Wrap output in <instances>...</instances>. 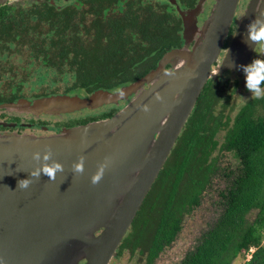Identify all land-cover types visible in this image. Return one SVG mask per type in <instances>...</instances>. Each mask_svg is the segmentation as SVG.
Listing matches in <instances>:
<instances>
[{"label": "trees", "instance_id": "16d2710c", "mask_svg": "<svg viewBox=\"0 0 264 264\" xmlns=\"http://www.w3.org/2000/svg\"><path fill=\"white\" fill-rule=\"evenodd\" d=\"M62 2L58 8L50 3L32 10L0 8V75H7L11 93L26 98L62 89L60 95L70 96L117 93L139 83L168 51L181 47L175 23L141 18L140 11H133L138 30L118 26L117 34H100V28L120 25L122 13L130 10L116 14L118 0ZM4 49L7 64L1 58ZM239 87L230 74L209 81L115 261L129 249L154 264L202 209L214 218L180 264L237 259L264 264V99L229 114L225 108ZM217 153L230 155L231 167L222 165Z\"/></svg>", "mask_w": 264, "mask_h": 264}, {"label": "water", "instance_id": "95a60500", "mask_svg": "<svg viewBox=\"0 0 264 264\" xmlns=\"http://www.w3.org/2000/svg\"><path fill=\"white\" fill-rule=\"evenodd\" d=\"M238 1L218 0L202 30L187 17L183 48L168 51L139 83L115 94L42 99L66 112L128 101L115 116L43 139L0 136V264H111L209 81L225 71L241 75L250 60L255 45L244 34L251 20L264 17V0L249 1L225 51ZM81 157L85 170L76 173ZM54 163L63 165L55 181L31 177ZM24 179L32 180L27 189L18 186Z\"/></svg>", "mask_w": 264, "mask_h": 264}, {"label": "flooded vegetation", "instance_id": "af4514ba", "mask_svg": "<svg viewBox=\"0 0 264 264\" xmlns=\"http://www.w3.org/2000/svg\"><path fill=\"white\" fill-rule=\"evenodd\" d=\"M67 1V0H64ZM119 6L118 9L120 11H125L128 9H131L133 7L134 11H140L141 15L144 19L152 20V18H156L155 20H169L172 21L174 24V27L181 29V37L182 32L186 28L185 19L187 17L193 16V20L195 18L196 23L200 30H202L205 26V24L209 21L211 18L212 11L217 4L218 0H118ZM251 0H239L238 1V8L236 11V16L234 18L233 26L231 28L229 39L227 40L226 47L224 48L225 51L227 50L228 46L230 45V41L234 37L235 32L239 28L241 22L238 21V17L243 16V10L246 7V5ZM48 3L51 4V6H54L56 8L63 5L64 2L62 0H56L54 2L53 0H10L3 6L11 7L12 9L19 8H27V9H34L37 7H43L46 6ZM2 6H0L1 8ZM156 13L157 15H154ZM170 15H173L174 18L170 19ZM176 18H178L179 22L176 21ZM168 22V21H167ZM181 39V38H180ZM183 40V39H182ZM198 37L194 39V44L197 42ZM182 43V41H181ZM183 44V43H182ZM192 44L191 47L194 45ZM5 55L2 53L1 58H4L5 64L8 63V50L4 49ZM1 54V53H0ZM221 58L223 55L220 56ZM2 60L0 61V63ZM3 62V64H4ZM8 69V65L6 67ZM168 69H170V66H167ZM226 74H234V71H225V73L221 76L224 77ZM7 76L6 74L0 75V136H7L10 138L11 136H19L21 134H29L33 136H36L37 138H40L39 135V128H48L49 126L42 125L41 122L36 120L34 121H26L23 122L20 118L21 117H14L11 118L9 113V106H12V102L15 101L13 97L14 93L12 92V89L9 88V83H7ZM58 95V94H54ZM53 96V95H52ZM46 97H49L46 96ZM45 97V98H46ZM131 98V96H129ZM30 99V98H29ZM125 103V104H124ZM128 101L119 100L117 103H112L114 106L110 107L109 105L104 106L100 109V114L95 116V118H90L89 121L77 122L74 125L68 124V125H59V128L57 127L60 122H58L57 125L51 124V133L47 134L49 137L54 135H59L63 133L64 129L68 128H76L81 127L87 124H90L91 122L97 121V119L101 118V120H107L113 116H115L117 113H119L120 110H122L126 105ZM106 109V110H104ZM36 119V117H33ZM60 121L64 120L63 118H59ZM99 120V121H101ZM64 123V122H62ZM9 126V128H8ZM49 129V128H48ZM59 129V130H58ZM29 132V133H28ZM128 252L130 255H132L131 250L127 249L123 252V257L125 256V253ZM121 256V257H122ZM116 259V258H115ZM115 259L112 260L111 264H116ZM78 264H83L78 263Z\"/></svg>", "mask_w": 264, "mask_h": 264}, {"label": "rangeland", "instance_id": "374dc122", "mask_svg": "<svg viewBox=\"0 0 264 264\" xmlns=\"http://www.w3.org/2000/svg\"><path fill=\"white\" fill-rule=\"evenodd\" d=\"M135 9L131 7V9L128 12L122 13L120 25H115L113 27H105L100 28L99 32L100 34H117L118 33V26H121L122 29L125 28H136L138 30V22H133V11ZM141 13V12H140ZM154 15H157L154 13ZM142 18V15H141ZM174 18L173 15H170V19ZM115 31V32H113ZM123 31V30H120ZM120 33V32H119ZM99 34V36H100ZM257 54L259 55L258 58L262 57L264 58V48L258 47ZM232 77V75L230 74ZM238 74H235V78H237ZM223 78V77H222ZM233 82L234 79L232 78ZM240 87L235 93L232 94V99L230 100V106H227L225 108V111L229 114L236 115L240 109L247 104L250 101L255 100L254 98H251V93L247 90L245 86V80L239 84ZM16 92V90H14ZM64 90L62 89L60 91L61 94ZM115 94V92H112ZM230 95V92H228ZM75 95V94H74ZM85 95V94H84ZM83 95V96H84ZM21 94L19 92H16V94L13 95L14 100L11 104L12 106H9V113L11 118L14 117H21L20 119L25 122V120L28 121H34L38 120L41 122L42 125L49 126L48 128H39V137L41 139L49 137L47 134L51 133V124L57 125L58 122V128L59 125H74L77 122H81L83 119H87L89 117H95L100 114V107H89L87 110H78L77 112H66V110L59 105H46L45 101H49V98H34L31 97H20ZM131 96V94L129 95ZM226 97V94L224 95V98ZM42 99H45V101H42ZM261 100V99H257ZM262 105V103H259ZM110 107H113L114 105L112 103L108 104ZM106 110V109H104ZM65 112V113H64ZM260 113L264 114V108H261ZM36 117L34 119L33 117ZM59 118H63L64 120L60 121ZM101 120V118L97 119ZM64 122V123H62ZM9 128V126H8ZM59 130V129H58ZM29 133V132H28ZM2 135V134H0ZM57 136V135H56ZM217 156H220L219 159L224 166H230V162H233V158L230 155H226L224 157V154L217 153ZM235 161V160H234ZM196 215L194 218H188V221L185 225V229L182 231L181 235L178 236L176 242L172 244L169 248H167L160 257L156 260L154 264H180L182 258L184 255L188 253V251L194 246L197 238L199 237L201 230H204L209 222H211L214 218L213 214L208 210H197ZM253 215V214H252ZM254 218V216H252ZM145 255L141 254H135L130 255L128 252L125 253V256L115 261L116 264H145ZM232 264H244V261L242 259H237Z\"/></svg>", "mask_w": 264, "mask_h": 264}, {"label": "clouds", "instance_id": "9594fccd", "mask_svg": "<svg viewBox=\"0 0 264 264\" xmlns=\"http://www.w3.org/2000/svg\"><path fill=\"white\" fill-rule=\"evenodd\" d=\"M243 12H244V10H243ZM242 15H244V14L242 13ZM242 18H243V16L241 17V19H240V17H238V21L242 22ZM258 25H259V27H257ZM232 26H233V24H232ZM237 31H238V29H237ZM237 31L235 32V34L237 33ZM235 34H234V36H235ZM182 36H183V32H182ZM182 39H183V37H181V40ZM244 42L250 48H253L252 47L253 44L255 45V47L253 48L254 49L253 53L250 57L248 64L246 66H244V65L240 66V68L242 70L241 75L239 74V70H234V74H232V76H235L236 73L238 74L237 78L239 79V84H241L245 80V86H246L247 90L251 93V98L264 99V58H262V57L258 58L259 55L257 54L258 47L264 48V17H257L248 23L246 32L244 34ZM182 43L183 44H181V47H179V48H183L184 40H182ZM192 44H194L193 41H192L191 45ZM190 49H192L191 46H190ZM227 58H228V56H227ZM226 59H225V61H226ZM220 78H221V76H218L216 78H212V80L213 79H220ZM58 95H60V94H58ZM75 95H78L81 97H89L91 94L87 95V96H83V95H79V94H75ZM51 96H49V97H51ZM53 96H56V95H53ZM71 96H73V95H71ZM103 107H101V108H103ZM84 110H87V108ZM90 118H95V117H89L87 119H90ZM101 121H103V120H101ZM95 122H100V121L97 120V121H94L91 123H95ZM23 135H29V134L25 133V134H21L19 136H23ZM19 136H17V137H19ZM7 137H8V135H7ZM52 155H53L52 152L49 150L45 154L44 159L48 160L52 157ZM40 157H41V153L37 152L34 154L33 159L35 161H39ZM74 170L76 173H83L84 172V170H85V159H84V157L80 158V163L74 165ZM58 172H63V165L62 164H60V163H54L52 165L44 164V166L42 168H37L34 172H32L31 177L39 179L41 174H43L44 176H47L50 180L55 181ZM102 176H103V169H101L100 172L92 178V183L98 184L100 182ZM31 183H32V180L24 179V180L19 181L18 186L22 189H27Z\"/></svg>", "mask_w": 264, "mask_h": 264}, {"label": "crops", "instance_id": "0c3cea01", "mask_svg": "<svg viewBox=\"0 0 264 264\" xmlns=\"http://www.w3.org/2000/svg\"><path fill=\"white\" fill-rule=\"evenodd\" d=\"M119 11V9H118V7L115 9V12H116V14H119V15H121V12H118Z\"/></svg>", "mask_w": 264, "mask_h": 264}, {"label": "bare ground", "instance_id": "6f19581e", "mask_svg": "<svg viewBox=\"0 0 264 264\" xmlns=\"http://www.w3.org/2000/svg\"><path fill=\"white\" fill-rule=\"evenodd\" d=\"M175 93H176V90H173V91H172V95H174ZM170 101H171V100H170V98H169V99H168V102L170 103Z\"/></svg>", "mask_w": 264, "mask_h": 264}]
</instances>
